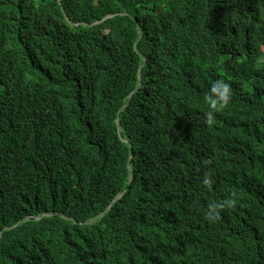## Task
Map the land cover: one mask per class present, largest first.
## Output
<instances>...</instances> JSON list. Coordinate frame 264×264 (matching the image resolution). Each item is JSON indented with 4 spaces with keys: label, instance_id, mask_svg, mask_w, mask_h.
Masks as SVG:
<instances>
[{
    "label": "trees",
    "instance_id": "16d2710c",
    "mask_svg": "<svg viewBox=\"0 0 264 264\" xmlns=\"http://www.w3.org/2000/svg\"><path fill=\"white\" fill-rule=\"evenodd\" d=\"M0 264H264V0H0Z\"/></svg>",
    "mask_w": 264,
    "mask_h": 264
}]
</instances>
